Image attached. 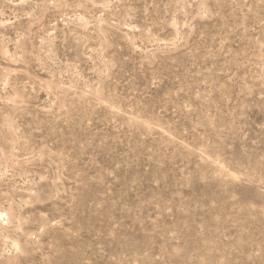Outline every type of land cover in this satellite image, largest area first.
Listing matches in <instances>:
<instances>
[{
  "label": "rangeland",
  "instance_id": "1",
  "mask_svg": "<svg viewBox=\"0 0 264 264\" xmlns=\"http://www.w3.org/2000/svg\"><path fill=\"white\" fill-rule=\"evenodd\" d=\"M0 264H264V0H0Z\"/></svg>",
  "mask_w": 264,
  "mask_h": 264
}]
</instances>
